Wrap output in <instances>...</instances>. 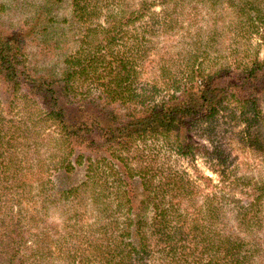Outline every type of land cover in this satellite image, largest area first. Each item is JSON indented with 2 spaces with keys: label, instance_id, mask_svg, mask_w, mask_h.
I'll use <instances>...</instances> for the list:
<instances>
[{
  "label": "trees",
  "instance_id": "1",
  "mask_svg": "<svg viewBox=\"0 0 264 264\" xmlns=\"http://www.w3.org/2000/svg\"><path fill=\"white\" fill-rule=\"evenodd\" d=\"M66 4L72 13L67 21L70 27L81 29L72 51L66 28H57L56 21L48 18L58 16L55 6ZM109 4L110 0H42L19 27L0 18V190L21 189L9 193L19 214L37 207L35 203L24 204L25 188L34 185L25 178L38 165L36 182L40 188L52 184L44 180L50 167L40 154L46 138L53 137L50 148L54 155L57 151L61 154L50 157L57 159L55 171L68 174L77 166H87L86 180L71 192L76 193L80 204L90 198L97 210L98 222L88 228L105 234V238L90 239L89 250L98 252L102 263L129 264L136 258V264H249L242 240L212 236L208 231L214 221L195 218L188 223L184 218L189 214L183 217L177 209L171 210L168 194L179 196L183 189L187 192L186 184L179 185L171 175L156 181L157 175L145 164L150 153L140 145L149 139L161 141L179 156L193 158V131L212 126L227 104L235 101L242 110H260L256 94L264 92V61L262 65L255 61L253 68L248 66L236 80L193 70L181 84L172 79L174 87L167 83L173 87L169 95L153 102L157 86L149 93L131 90L134 61L143 58L146 36L125 39L133 36L130 28L135 29L137 23L144 34L151 33L157 14L146 3L131 10L118 1L116 11ZM105 8L109 12L104 21L94 20ZM147 16L149 22L145 21ZM258 81L262 82L261 89ZM245 86L252 92L247 98L236 99L231 88ZM260 116L261 112L256 113V118ZM247 121L250 127L255 123ZM134 150L139 161L136 176L126 158V153ZM218 160L223 165L222 159ZM110 175L114 177L111 186ZM105 188H116V203ZM251 196L249 210L240 208L238 213L239 227L244 230H252L253 223L261 225L257 212L264 206V188L246 198ZM46 202L54 203L52 197ZM213 207L206 210L209 219L215 212L219 215V208ZM110 210L126 212L121 231L131 235L130 245L124 246L119 256L102 253L107 233H116L100 223L110 216ZM111 256L119 261L111 260ZM80 264H86L85 256Z\"/></svg>",
  "mask_w": 264,
  "mask_h": 264
},
{
  "label": "rangeland",
  "instance_id": "2",
  "mask_svg": "<svg viewBox=\"0 0 264 264\" xmlns=\"http://www.w3.org/2000/svg\"><path fill=\"white\" fill-rule=\"evenodd\" d=\"M118 1L131 10L146 3L157 14L151 33L144 34L143 27L137 23V29L130 28L133 36L125 39L146 36L143 58L134 61L136 73L131 90L137 92L141 89L149 93L153 92L152 86H157L152 95L153 102H160L169 95L174 87L172 79L182 83L193 70L205 75L216 72L221 77L219 79L236 80L245 74L248 66L252 69L255 61L261 65L264 61V0H110V9L116 11ZM41 2L0 0V18L10 26L19 27ZM54 11H58V16L48 18L56 21L57 28H66L72 51L77 46L81 29L72 28L67 22L72 17L67 4L55 6ZM102 12L94 20L104 21L109 11L105 8ZM145 21H150L148 16ZM30 52L34 54L33 48ZM257 86L261 89L262 82L258 81ZM231 90L233 92H229L240 100L252 92L248 86ZM256 98L260 110H242L233 101L220 111L212 126L197 127L192 133L193 158L179 156L161 141L149 139L147 144L141 143L140 148L146 149V154L150 153L145 164L150 165L151 172L157 175L156 181L171 175L179 185L186 184L187 192L183 189L179 196L172 195V192L168 194L171 210L177 209L183 217L189 214L184 218L188 223L195 218L200 222L214 221L208 231L212 236L242 240L249 264H264V206L257 212L260 226L253 223L252 230H244L238 222L240 208L249 210V202L253 200V196L246 198V195L264 188V92L257 93ZM258 112L261 116L256 118ZM249 119L255 122L252 127L248 125ZM52 139L46 138L40 155L44 164L50 167L44 180L55 183V188L52 184L40 188L36 182L41 168L38 165L25 178L34 185L25 188L24 204L35 203L37 207L19 214L18 205L10 201L12 195L9 193L11 189H21L0 190V264H80L83 256L86 264H106L102 263L98 252L89 250L92 249L90 239L105 238V234L93 233L88 228L98 222L97 210L90 198L80 204L76 193L71 192L86 180L87 166H77L68 174L55 171V158L61 154L57 151L54 155L49 145ZM52 155L54 159L50 158ZM126 158H129L128 168L136 176L139 163L136 151L126 153ZM218 158L222 159L223 165ZM108 177L111 186L114 177ZM65 190L68 192L63 195ZM105 191L116 203V188H105ZM190 191L193 195L189 194ZM49 197L54 203H44ZM210 205L219 208V215L215 212L212 219L206 212ZM44 206L48 209L44 210ZM109 215L100 223L107 224L116 233H107L102 253L119 256L124 253L123 247L131 243V235L121 231L125 228L127 216L126 212L115 213L114 210H110ZM176 220L172 222L176 223ZM110 259L114 258L111 256ZM114 260L119 261L118 258ZM129 264H136V258Z\"/></svg>",
  "mask_w": 264,
  "mask_h": 264
}]
</instances>
